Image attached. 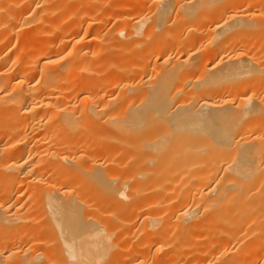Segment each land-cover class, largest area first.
<instances>
[{"label":"bare ground","instance_id":"6f19581e","mask_svg":"<svg viewBox=\"0 0 264 264\" xmlns=\"http://www.w3.org/2000/svg\"><path fill=\"white\" fill-rule=\"evenodd\" d=\"M109 1L0 0V264H264V0Z\"/></svg>","mask_w":264,"mask_h":264},{"label":"rangeland","instance_id":"374dc122","mask_svg":"<svg viewBox=\"0 0 264 264\" xmlns=\"http://www.w3.org/2000/svg\"><path fill=\"white\" fill-rule=\"evenodd\" d=\"M111 1H112V0H111ZM111 1H109V3H110ZM117 1L119 2L120 0H115L114 2L117 3ZM114 2L112 1V4H113ZM112 4H110L109 7H108V5H107L106 8H107V7L110 8V6H111ZM114 4H115V3H114ZM103 7H105V6H103ZM103 7H102V8H103ZM106 8H104V9H102V10H106ZM108 27H109V26H108ZM108 27H107V28H108ZM110 27H111V25H110ZM107 32H108V31H107ZM104 33H105V32H104ZM106 34H107V33H106ZM105 36H106V35H105ZM121 39H122V38H121ZM122 40H123V39H122ZM109 131H110V130H109ZM105 133H106V131H105ZM110 133H111V132H109V134H110ZM106 134H107V133H106ZM112 147H114V146H112ZM112 147H110V148H112ZM113 149H115V148H113ZM111 151H112V150H111ZM111 151H110V152H111ZM113 157H114V156H113ZM113 157H111V155H110L109 157L106 156V158H107V159L110 158L111 161H112V159H113V162H115V165H114V166H116V164H118L120 161L115 160ZM115 158H116V157H115ZM107 159H105V160H107ZM110 160H109V161H110ZM111 161H110V162H111ZM111 163H112V162H111ZM111 163L107 162V163L105 164V166H107V164H111ZM112 165H113V164H112ZM112 165H110L109 168H107V167H106V168L110 170L111 167H114V166H112ZM118 166H119V164H118ZM118 166H116V167H114V168H118ZM111 169H112V168H111ZM113 170H115V169H113ZM113 170H112V171L110 170V171H111V172H114ZM105 172H106V171H105ZM127 172H130V171H127ZM107 173H108V170H107ZM131 173H132V171L130 172V174H131ZM123 174H124V173H123ZM123 174H122V173L119 174V175L123 176L122 178H120V177L118 176V174H117V176H116V172H114V174H113V173H110V174L108 173V174H106L105 181H106V179H107V176H111V177H112V176L115 175L116 178L113 177V178H109V179H107V181H108L109 183H107V181H106V182H105V185L108 184V186H105V185H104V188H105V187H106L107 189L109 188V191L113 190V187H114V188H116V187L119 188V187L117 186V184H118V182H119L118 185H122L123 183H125V182L121 183V182H122L121 180H123V179H124L125 181H126V180H127V181H130V180H131V182H129V183L132 185V182L135 181V180L132 181L133 176H132V179H130L131 177H129V176H128V177H129L128 179H125L126 175H130V174H126V171H125V174H126V175H123ZM131 175H133V173H132ZM131 175H130V176H131ZM118 177H119L120 179H119ZM126 178H127V177H126ZM110 179H111V180H110ZM114 179H115V181H114ZM117 179H118V180H117ZM141 179H144V178L141 177ZM109 180H110V181H109ZM112 180H113L114 183H115L116 181H118V182H116L117 184H114V183H113V185H112V183H110ZM124 180H123V181H124ZM120 183H121V184H120ZM109 184H111L110 187H109ZM130 184H129V186H130ZM115 185H116V187H115ZM111 186H112V187H111ZM106 188L104 189L105 191H107ZM117 188H116V189H117ZM104 190H103V191H104ZM106 193H108V192H106ZM111 193H112V192H111ZM103 194H105V192H103ZM112 194H113V193H112ZM109 195H111V194H109ZM103 196H104V195H103ZM107 196H108V195H107ZM110 198H111V197H110ZM104 199L107 201V199H109V198L107 197V199H106V198H104ZM91 200L93 201V199H91ZM91 200H90L89 202H92ZM105 200H103V201H105ZM109 200H110V199H109ZM109 200H108L107 202H109ZM106 201H105V202H106ZM93 202H95V201H93ZM87 204L89 205V203H87ZM91 204H92V203H91ZM104 204H105V203H104ZM106 204H107V203H106Z\"/></svg>","mask_w":264,"mask_h":264}]
</instances>
